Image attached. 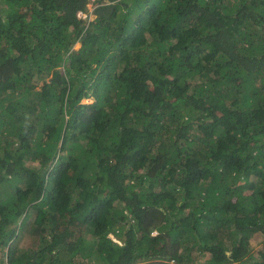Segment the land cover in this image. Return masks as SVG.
I'll use <instances>...</instances> for the list:
<instances>
[{
  "label": "trees",
  "instance_id": "trees-1",
  "mask_svg": "<svg viewBox=\"0 0 264 264\" xmlns=\"http://www.w3.org/2000/svg\"><path fill=\"white\" fill-rule=\"evenodd\" d=\"M89 2L0 0V264H264V0Z\"/></svg>",
  "mask_w": 264,
  "mask_h": 264
},
{
  "label": "rangeland",
  "instance_id": "rangeland-1",
  "mask_svg": "<svg viewBox=\"0 0 264 264\" xmlns=\"http://www.w3.org/2000/svg\"><path fill=\"white\" fill-rule=\"evenodd\" d=\"M93 4V3H92ZM92 4H88V7H89V9L90 10H93L92 11V13H91V11L89 10L88 11V18H87V20H93V19H95V17H96V15H95V12H94V10H95V6H94V4L92 5ZM80 46H81V44L80 43H77L75 46H74V49L75 50H78L79 48H80ZM94 102V98H87V99H84L83 101H82V103L83 104H91V103H93ZM153 235H157V232L156 231H154L153 232ZM109 236L110 237H112L113 238V240L114 241H119V239H117V237L115 236V235H113V234H109ZM23 240H26V241H24L23 243H24V246L25 247H27V246H30V242H31V240H29V237H26V238H24ZM253 240V246H255L256 244H255V242H256V239L255 238H253L252 239ZM156 242L157 241H155L154 242V244L153 243H151L152 244V246L150 247V249H149V251H148V259L146 258V260H152V259H154V258H159V256H160V251H159V249H161V245L158 247V246H155V244H156ZM258 246H261V244H259ZM255 248V247H254ZM158 255V256H157ZM207 257L208 256H204V257H201L200 258V261H205V260H207ZM82 261H83V263H87L88 262V260H81V263H82Z\"/></svg>",
  "mask_w": 264,
  "mask_h": 264
},
{
  "label": "built area",
  "instance_id": "built-area-1",
  "mask_svg": "<svg viewBox=\"0 0 264 264\" xmlns=\"http://www.w3.org/2000/svg\"><path fill=\"white\" fill-rule=\"evenodd\" d=\"M96 2H97V0H90V2H89V4H94V6H95V8L98 6V5H96ZM92 4V5H93ZM89 8V7H88ZM90 10V9H89ZM91 11V13H92V11L93 10H90ZM88 12H84V11H80L79 13H78V16L80 17V18H83V19H86L87 20V18H88Z\"/></svg>",
  "mask_w": 264,
  "mask_h": 264
}]
</instances>
